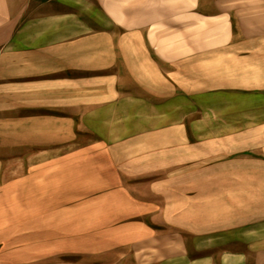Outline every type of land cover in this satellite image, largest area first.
I'll return each instance as SVG.
<instances>
[{"label": "crops", "instance_id": "0c3cea01", "mask_svg": "<svg viewBox=\"0 0 264 264\" xmlns=\"http://www.w3.org/2000/svg\"><path fill=\"white\" fill-rule=\"evenodd\" d=\"M0 264H264V0H0Z\"/></svg>", "mask_w": 264, "mask_h": 264}]
</instances>
